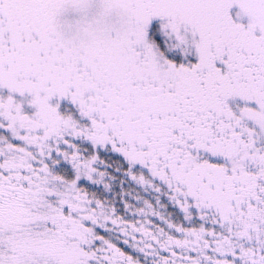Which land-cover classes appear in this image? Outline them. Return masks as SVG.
Returning <instances> with one entry per match:
<instances>
[{
	"label": "snow or ice",
	"instance_id": "1",
	"mask_svg": "<svg viewBox=\"0 0 264 264\" xmlns=\"http://www.w3.org/2000/svg\"><path fill=\"white\" fill-rule=\"evenodd\" d=\"M0 264H264V0H0Z\"/></svg>",
	"mask_w": 264,
	"mask_h": 264
}]
</instances>
